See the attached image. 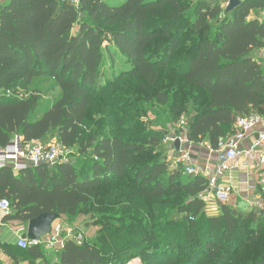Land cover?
<instances>
[{
  "label": "trees",
  "instance_id": "trees-1",
  "mask_svg": "<svg viewBox=\"0 0 264 264\" xmlns=\"http://www.w3.org/2000/svg\"><path fill=\"white\" fill-rule=\"evenodd\" d=\"M80 3L0 0V150L20 137L75 159L0 169V201L24 237L47 213L98 231L54 254L0 242V264H264L263 210L205 204L208 179L166 145L185 119L179 135L216 151L239 117L264 115V0Z\"/></svg>",
  "mask_w": 264,
  "mask_h": 264
},
{
  "label": "built area",
  "instance_id": "built-area-1",
  "mask_svg": "<svg viewBox=\"0 0 264 264\" xmlns=\"http://www.w3.org/2000/svg\"><path fill=\"white\" fill-rule=\"evenodd\" d=\"M64 3L71 4L76 9L81 6L80 0H61ZM226 1V6L229 0ZM185 119L180 122V127L185 128ZM257 126L264 128V115L251 114L248 116L239 117L235 123V133L229 137L220 139L216 151L209 146L207 148L212 153L220 154L222 162L212 170L207 168L205 171L199 170L196 166L190 163L191 156L187 151L182 153L177 160L178 164H185V173L190 176H204L208 179V190L201 196L205 204L224 203L229 200L232 186H224L221 182L230 177L234 169L235 162L244 157L243 166L248 168L250 165L259 164L264 166V130L257 133L255 140L250 149L245 150L242 144L248 138ZM179 140L181 145L188 143L184 136L174 138L173 144ZM70 151L65 150L56 142H51L48 145H43L38 142L25 144L20 137H15L14 141L3 150H0V169L12 165L15 173L26 170L29 166H47L49 168L56 167L61 162L66 161V155ZM261 195H262V210L264 218V175L261 180ZM11 205L8 200L0 201V228L4 226L3 216L9 214ZM194 220V217H190ZM74 240L78 244L83 243L84 237L75 232V230H65L60 224H55L50 235L43 237L39 241H30L27 237L19 235L16 239L17 246L21 249H28L32 246H44L47 250H55L62 247L65 241ZM2 247L0 245V255Z\"/></svg>",
  "mask_w": 264,
  "mask_h": 264
},
{
  "label": "crops",
  "instance_id": "crops-1",
  "mask_svg": "<svg viewBox=\"0 0 264 264\" xmlns=\"http://www.w3.org/2000/svg\"><path fill=\"white\" fill-rule=\"evenodd\" d=\"M245 1V0H241ZM255 16L264 20V12L256 13ZM257 60L264 66V49L257 54ZM262 126H257L249 133L248 138L242 144L245 150L251 148L258 132L263 131ZM169 147V158L172 166H175L178 158L182 153L189 152L191 156L190 163L196 166L199 170L205 171L207 168L214 170L219 163L222 162L220 154L212 153L205 145H194L193 143H184L181 145L180 154L176 152L174 144ZM244 157L239 158L231 172L230 177L222 181L224 186H232L233 191L226 205L231 207L238 213L248 214L255 209L262 210V195H261V180L264 175V166L257 164L250 165L246 168L243 166ZM185 165V164H184ZM63 220L56 222L61 223ZM23 234V230L18 226L4 225L0 228V242L3 245L15 244L19 235Z\"/></svg>",
  "mask_w": 264,
  "mask_h": 264
},
{
  "label": "rangeland",
  "instance_id": "rangeland-1",
  "mask_svg": "<svg viewBox=\"0 0 264 264\" xmlns=\"http://www.w3.org/2000/svg\"><path fill=\"white\" fill-rule=\"evenodd\" d=\"M121 67L123 68V63H120L119 68ZM51 86L52 84H50V82H47V84H45L44 86V89L46 90L50 88ZM179 130H181V128L178 127V125H175V127L172 128V130L170 131L169 139L166 140L167 146H171V144H173L172 140H174V138L180 137ZM66 160L75 162L74 155L70 152L68 155H66ZM57 224H60L65 230H75V232L80 233L84 237V239L86 238V236L95 238L96 232L98 231L97 228L87 225L88 224L87 220L85 218H82L81 216H79L78 219L74 221L63 219V222L57 223ZM55 252L56 250L55 251L51 250L50 253L54 254ZM50 258L53 259L54 262L56 261V257H54V255H52ZM126 264H145V262L141 258H134V259H131Z\"/></svg>",
  "mask_w": 264,
  "mask_h": 264
},
{
  "label": "water",
  "instance_id": "water-1",
  "mask_svg": "<svg viewBox=\"0 0 264 264\" xmlns=\"http://www.w3.org/2000/svg\"><path fill=\"white\" fill-rule=\"evenodd\" d=\"M241 0H229L226 6V13H231L242 5ZM175 148L179 152L181 151V142L177 140L175 142ZM61 219L59 214H42L38 218L29 222L27 226V238L30 241H39L43 237L50 235L54 225Z\"/></svg>",
  "mask_w": 264,
  "mask_h": 264
}]
</instances>
